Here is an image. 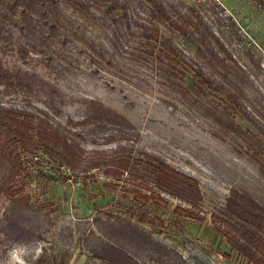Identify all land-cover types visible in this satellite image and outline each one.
Returning <instances> with one entry per match:
<instances>
[{
	"label": "rangeland",
	"instance_id": "374dc122",
	"mask_svg": "<svg viewBox=\"0 0 264 264\" xmlns=\"http://www.w3.org/2000/svg\"><path fill=\"white\" fill-rule=\"evenodd\" d=\"M137 1L129 12L139 20L145 13ZM159 1L175 19L193 10L210 27L217 41L211 40L215 54L208 57L230 63L227 75L234 85L226 87L237 94L239 108L212 89L199 93L191 71H185L182 79L172 77L180 84L172 88L159 73L156 59L145 62L117 54L119 68L114 69V57L92 55L80 36L82 31L86 39L101 41L114 56L110 32L97 21L107 7L85 14L63 3L62 10L73 22L64 33L74 43L54 45L58 50L48 56L22 51L20 44L27 40L0 18V75L8 76L0 83V105L40 116L45 112L51 123L68 126L70 120L84 118L90 101L101 103L135 128V154L160 158L197 180L202 200L194 211L203 221L174 212L177 206L190 207L159 191L154 192L163 201L157 202H144L125 192L127 186L137 187L140 179L128 174L114 179L103 163L113 159L116 143L105 144L104 134L89 128L75 137L86 167L83 172L69 170L53 146L37 144L18 151L24 168L16 188H21L20 196L32 215L48 221L32 218L38 235L14 244L5 242L0 233V264H108L92 255L104 242L137 264H249L231 250L212 215H221L232 191L264 206V11L254 0ZM8 14L20 17L17 11ZM158 26L184 57L202 67L205 76L216 83L223 80L204 60L205 51L199 50L195 36H179L166 25ZM72 31L78 34L73 37ZM229 124L236 130L231 131ZM2 137L0 129V146ZM92 163L100 164L94 168ZM3 171L0 168V174ZM9 205L0 191V223ZM107 219L120 229L125 226V235H106Z\"/></svg>",
	"mask_w": 264,
	"mask_h": 264
},
{
	"label": "trees",
	"instance_id": "16d2710c",
	"mask_svg": "<svg viewBox=\"0 0 264 264\" xmlns=\"http://www.w3.org/2000/svg\"><path fill=\"white\" fill-rule=\"evenodd\" d=\"M134 0H0L6 9L0 6V18L7 19L27 40L20 44L25 53L34 51L45 56L56 52L54 45L74 43L66 32L67 26L73 23L61 8V3L81 13L90 14L95 7H107L104 16L97 17L99 25L110 32V41L114 48V56L107 51L101 41H96L81 31L80 36L88 43L92 55L97 57H114V69L119 68L117 54H129L141 61H158L159 73L165 77L172 88L178 87L172 77L182 79L185 71H191L196 79L194 86L199 92L212 89L223 94L226 101L235 107H240L237 94L227 89L226 84H232L227 75L230 63L222 57H208L215 54L211 40H216L206 22L191 10L180 19H175L159 0H139L138 5L145 13L143 18L134 19L129 12ZM264 11V0H254ZM8 11L19 12L20 17L14 18ZM138 17V16H137ZM159 24L166 25L168 31L176 32L179 36L193 35L199 41V50L205 51L204 60L213 65L222 77L216 83L203 73L201 66L184 57L166 32L160 30ZM3 28L0 23V32ZM80 27H77V32ZM47 30V31H46ZM73 32V37L78 33ZM212 46V47H211ZM111 63L110 61H108ZM217 65V66H215ZM227 71V72H225ZM6 74L0 75V83L7 81ZM236 84V81H235ZM35 115L29 111L15 107L0 105V129L3 133V145L0 146V191L5 193L10 205L0 223V233L5 242L14 244L24 238H33L37 234L34 220L45 222L43 216L32 215L31 207L25 197L20 196L21 188H16L17 176L23 170L19 150L28 151L37 144L53 146L61 162L71 171L83 172L80 145L75 137L82 136L89 128L99 129L104 134V143H116L114 157L104 161V165L120 180L125 174L140 179L145 184L128 187L124 190L133 197L144 202L163 201L154 191L164 193L189 205L190 209L177 206L174 212L182 214L199 222L203 218L195 213L202 200L200 188L195 178L178 172L164 160L139 152L135 154L133 142L137 133L135 128L121 115L106 109L97 101H90L86 106L84 118L79 122L70 120L68 126H61L48 121L47 113ZM231 131L236 127L228 125ZM100 163H92L91 166ZM95 168V166H94ZM144 190V191H143ZM146 191V193H145ZM144 192V193H143ZM148 192V193H147ZM215 224L218 223L219 233L226 238L231 250L237 252L249 264H264V206L259 205L252 197L238 191H232L226 200L221 215H212ZM48 221V220H47ZM109 232L106 235H125L119 224L106 220ZM125 222V221H124ZM98 223V222H97ZM130 225L128 222H125ZM39 232V230H38ZM40 235V234H39ZM95 259L106 261L108 264H137L127 253L119 250L108 242L101 243L92 251Z\"/></svg>",
	"mask_w": 264,
	"mask_h": 264
}]
</instances>
